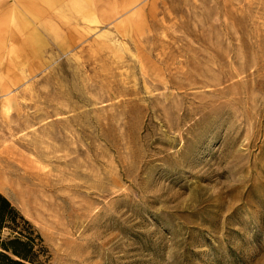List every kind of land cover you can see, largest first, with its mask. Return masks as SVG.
Wrapping results in <instances>:
<instances>
[{"label":"rangeland","instance_id":"374dc122","mask_svg":"<svg viewBox=\"0 0 264 264\" xmlns=\"http://www.w3.org/2000/svg\"><path fill=\"white\" fill-rule=\"evenodd\" d=\"M30 1L0 0V192L51 264H264V0Z\"/></svg>","mask_w":264,"mask_h":264},{"label":"trees","instance_id":"16d2710c","mask_svg":"<svg viewBox=\"0 0 264 264\" xmlns=\"http://www.w3.org/2000/svg\"><path fill=\"white\" fill-rule=\"evenodd\" d=\"M51 259L42 234L0 192V264H51Z\"/></svg>","mask_w":264,"mask_h":264},{"label":"bare ground","instance_id":"6f19581e","mask_svg":"<svg viewBox=\"0 0 264 264\" xmlns=\"http://www.w3.org/2000/svg\"><path fill=\"white\" fill-rule=\"evenodd\" d=\"M28 3H31L30 0H27ZM1 3L7 5L9 0H1ZM70 6L67 9L75 8L77 12L86 11L88 15L91 14V11L94 10V1L93 0H70ZM68 5V4H67ZM64 9V5H60ZM96 6V4H95ZM75 11V10H74Z\"/></svg>","mask_w":264,"mask_h":264}]
</instances>
